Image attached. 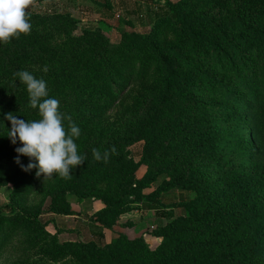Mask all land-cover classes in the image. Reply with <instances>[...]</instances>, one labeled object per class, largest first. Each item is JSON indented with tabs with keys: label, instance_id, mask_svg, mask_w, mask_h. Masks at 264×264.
Returning <instances> with one entry per match:
<instances>
[{
	"label": "rangeland",
	"instance_id": "rangeland-1",
	"mask_svg": "<svg viewBox=\"0 0 264 264\" xmlns=\"http://www.w3.org/2000/svg\"><path fill=\"white\" fill-rule=\"evenodd\" d=\"M169 5L179 21L156 18ZM25 12L30 32L0 43V120L38 119L14 73L43 78L84 160L68 177L22 171L0 124V264H264V211L234 220L227 190L264 173V0H30Z\"/></svg>",
	"mask_w": 264,
	"mask_h": 264
},
{
	"label": "clouds",
	"instance_id": "clouds-1",
	"mask_svg": "<svg viewBox=\"0 0 264 264\" xmlns=\"http://www.w3.org/2000/svg\"><path fill=\"white\" fill-rule=\"evenodd\" d=\"M30 0H0V43H7L11 38L21 34H28L31 24L27 18ZM47 66L42 71L46 72ZM19 82L26 86L28 107L37 111L38 119L26 120L13 113L3 114L0 124L4 120L9 122L7 138L15 148V163L22 171L36 170V175L44 178L58 174L70 176L72 170L80 166L84 156L78 152L75 142L79 138L81 129L71 122V117L65 116L59 110V100L49 97L46 81L36 78L28 71L14 73ZM67 121V127L65 126ZM96 160L101 159L97 149L92 150ZM20 157H27L28 163H21ZM107 158V152L104 153Z\"/></svg>",
	"mask_w": 264,
	"mask_h": 264
},
{
	"label": "trees",
	"instance_id": "trees-1",
	"mask_svg": "<svg viewBox=\"0 0 264 264\" xmlns=\"http://www.w3.org/2000/svg\"><path fill=\"white\" fill-rule=\"evenodd\" d=\"M46 1H50V0H46ZM157 17L167 18L171 21H179L180 14L173 5H169L168 10L163 11L162 15H157L156 18ZM137 61L140 63L139 65L140 71L146 74L147 70L151 68V64L154 60L150 55H148L147 52H143V53H140V57ZM170 70L172 72L177 73L175 69L174 70L170 69ZM172 76L173 75H168L167 81H165L166 82L165 86H166L167 91L173 90L172 88H174L172 87L173 81H170L173 79ZM247 81H250V80H247ZM183 82H185L186 85L188 84V81H180L178 86H182ZM224 90H227V89H224ZM259 90L261 91L262 97L264 99V70H263V80L261 81V87L259 88ZM128 91L129 90H127L126 92ZM126 92H123V93L121 92V95H120V92H118L115 98H117L119 95L121 97H124ZM113 103L114 102H111V104ZM119 103H120V97H119V100L116 102V104L118 105ZM108 104L111 105L110 103ZM196 130H197L196 135L201 133L202 138L206 136L205 135L206 131L204 130V128H202L201 131L198 128H196ZM194 141L196 142V138H194ZM245 176L246 177L241 182H239L238 184H235L236 186L235 185L230 186V183H228L227 185V190L231 194L232 201H233L230 214L234 220L243 219V221H246L248 219H254V217H256L259 213L264 211V173H260V174L251 173ZM242 177L243 175L239 176V178H242ZM242 183L243 185H241ZM119 211H121V209H119ZM163 214L164 216L171 217L170 213H163ZM37 216H39L38 213H24L21 218L26 219V220H34L36 219ZM199 218H200L199 222L197 220L190 221L191 225L195 226V228H199L198 223L200 225V224H203L204 222L203 217L199 216ZM195 232H198V231H195ZM244 246H246V249H249V251H251V249L253 250L254 248V245L249 242L244 244ZM261 255L264 256V252H262ZM154 264H165V262H156ZM213 264H241V263H240V260H237L236 262L232 260V258L230 257L222 256V258H220Z\"/></svg>",
	"mask_w": 264,
	"mask_h": 264
}]
</instances>
